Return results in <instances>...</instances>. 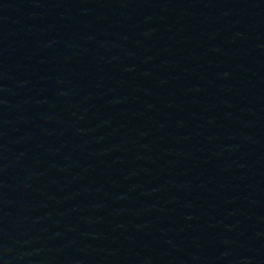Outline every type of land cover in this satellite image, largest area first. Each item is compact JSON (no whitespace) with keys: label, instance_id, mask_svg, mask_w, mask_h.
<instances>
[{"label":"water","instance_id":"95a60500","mask_svg":"<svg viewBox=\"0 0 264 264\" xmlns=\"http://www.w3.org/2000/svg\"><path fill=\"white\" fill-rule=\"evenodd\" d=\"M0 264H264V0H0Z\"/></svg>","mask_w":264,"mask_h":264}]
</instances>
